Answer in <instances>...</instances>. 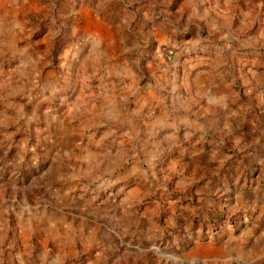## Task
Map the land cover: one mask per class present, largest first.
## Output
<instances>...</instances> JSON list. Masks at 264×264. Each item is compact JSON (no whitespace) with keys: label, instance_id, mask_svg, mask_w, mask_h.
Instances as JSON below:
<instances>
[{"label":"rangeland","instance_id":"1","mask_svg":"<svg viewBox=\"0 0 264 264\" xmlns=\"http://www.w3.org/2000/svg\"><path fill=\"white\" fill-rule=\"evenodd\" d=\"M178 2L0 0V264H264V0H215L217 31L188 26ZM197 33L228 41L234 102L252 123L203 143L221 158L211 194L169 184L172 202L135 206L152 223L115 225L93 214L115 186L70 185L85 119L111 101L124 110L160 65L178 69Z\"/></svg>","mask_w":264,"mask_h":264},{"label":"crops","instance_id":"2","mask_svg":"<svg viewBox=\"0 0 264 264\" xmlns=\"http://www.w3.org/2000/svg\"><path fill=\"white\" fill-rule=\"evenodd\" d=\"M201 4L203 7L198 6ZM214 4L218 5L215 0H179L175 9L187 11L188 26L192 23L199 31L206 23L217 31L219 23L211 13L216 8ZM156 37L161 38L160 34ZM221 39L208 36L203 41L198 33L185 37L187 55L175 64L178 69L171 71L169 66L160 65L159 70L165 73L153 71V81L144 94H139L124 110L112 109L115 104L111 101L101 107L98 121L96 114L86 117L89 125L85 126L83 137L87 142L75 156L82 166L72 174L70 185L75 189L92 186L93 192L116 188L110 193L113 201L93 214L111 219L115 225L144 220L152 223L155 214L139 212L135 206L145 198L154 203L172 202V194L167 192L169 184L188 187L186 199L198 193L200 200L224 183L219 173V149L203 147V143L234 136L237 130L241 131L240 121L252 120L245 119V107L234 102V68L225 61L229 54L224 42L228 41ZM157 92H165V97L158 98ZM146 93H155V100L148 101ZM150 103L158 108L153 118L145 115ZM76 135L73 129L70 137ZM95 146L99 151H94ZM210 162L212 170L206 167Z\"/></svg>","mask_w":264,"mask_h":264},{"label":"built area","instance_id":"3","mask_svg":"<svg viewBox=\"0 0 264 264\" xmlns=\"http://www.w3.org/2000/svg\"><path fill=\"white\" fill-rule=\"evenodd\" d=\"M168 53V57L167 58H171L172 57V55H173V52L172 51H169V52H167Z\"/></svg>","mask_w":264,"mask_h":264}]
</instances>
